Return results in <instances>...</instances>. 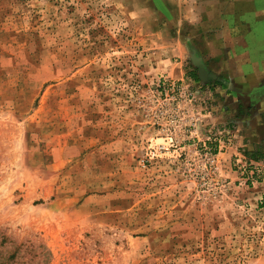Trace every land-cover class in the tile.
Wrapping results in <instances>:
<instances>
[{"label": "rangeland", "instance_id": "rangeland-1", "mask_svg": "<svg viewBox=\"0 0 264 264\" xmlns=\"http://www.w3.org/2000/svg\"><path fill=\"white\" fill-rule=\"evenodd\" d=\"M257 59L264 0H0V264H264Z\"/></svg>", "mask_w": 264, "mask_h": 264}, {"label": "crops", "instance_id": "crops-1", "mask_svg": "<svg viewBox=\"0 0 264 264\" xmlns=\"http://www.w3.org/2000/svg\"><path fill=\"white\" fill-rule=\"evenodd\" d=\"M258 63L263 66L264 65V60L263 59H257L254 62L255 65H258ZM244 99H248V96L247 97H244ZM253 99L254 98H252V100ZM256 102H257V111L255 113H258L259 114L260 112H264V100L263 99L262 100H257Z\"/></svg>", "mask_w": 264, "mask_h": 264}, {"label": "built area", "instance_id": "built-area-1", "mask_svg": "<svg viewBox=\"0 0 264 264\" xmlns=\"http://www.w3.org/2000/svg\"><path fill=\"white\" fill-rule=\"evenodd\" d=\"M164 150H166L164 146H160L159 148L152 150L150 153V158L151 159L158 158L159 154L163 153Z\"/></svg>", "mask_w": 264, "mask_h": 264}]
</instances>
